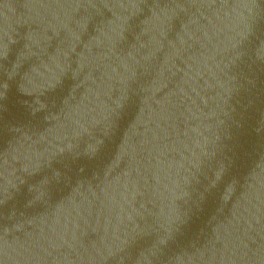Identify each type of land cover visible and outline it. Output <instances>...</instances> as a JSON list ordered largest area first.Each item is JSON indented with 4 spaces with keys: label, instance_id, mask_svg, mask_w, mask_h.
<instances>
[{
    "label": "water",
    "instance_id": "1",
    "mask_svg": "<svg viewBox=\"0 0 264 264\" xmlns=\"http://www.w3.org/2000/svg\"><path fill=\"white\" fill-rule=\"evenodd\" d=\"M0 264H264V0H0Z\"/></svg>",
    "mask_w": 264,
    "mask_h": 264
}]
</instances>
